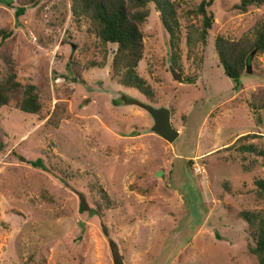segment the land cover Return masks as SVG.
I'll return each mask as SVG.
<instances>
[{
    "label": "rangeland",
    "instance_id": "1",
    "mask_svg": "<svg viewBox=\"0 0 264 264\" xmlns=\"http://www.w3.org/2000/svg\"><path fill=\"white\" fill-rule=\"evenodd\" d=\"M3 1L0 29L12 34L0 40V71L12 67L19 82L33 83L41 108L0 109V264H258L238 213L262 206L251 190L264 167L227 147L248 133L256 134L248 142L264 146V55L236 87L213 41L244 35L264 7L240 13L232 8L238 0H215L206 43L188 51L186 24L197 19L185 12L201 0H177V68L148 5L136 69L150 98L118 82L115 44L104 61L70 0ZM161 111L177 131L172 141L155 132ZM37 158L44 168L29 164ZM98 187L110 204L93 215Z\"/></svg>",
    "mask_w": 264,
    "mask_h": 264
},
{
    "label": "trees",
    "instance_id": "2",
    "mask_svg": "<svg viewBox=\"0 0 264 264\" xmlns=\"http://www.w3.org/2000/svg\"><path fill=\"white\" fill-rule=\"evenodd\" d=\"M3 0H0V2ZM215 0H201L185 16L194 17L196 22H188L184 32V40L188 51H192L198 44H205L209 31L214 24V14L211 6ZM11 6V1H3ZM158 13L160 23L167 33L170 47L171 64L177 65L179 44L182 32L179 21V6L177 0H70V11L76 20H84L87 32L93 34L102 47V59L106 60L107 46L115 44L112 54L111 67L119 78L118 82L125 87L135 88L139 92L152 98V91L144 78L137 73V65L143 54V32L141 26L146 21L150 9ZM264 7V0H238L232 8L240 13H245L249 8ZM26 5L16 8V16L25 13ZM12 34L11 30L0 29V40L4 41ZM214 51L223 74L233 79L238 85V80L246 71L258 54L264 55V16L260 18L244 35L232 39L225 35H216L213 41ZM254 52V53H253ZM98 63L103 66L105 63ZM33 83H21L12 67L0 71V109L13 103L14 107L28 114H36L41 108L39 95ZM125 101H133L124 98ZM256 134H244L238 137L227 150L234 149L243 156L250 155L264 167V146H258L248 140ZM33 167L44 168L40 158L28 161ZM242 167L247 170L245 166ZM228 187L227 184H224ZM93 188V187H92ZM101 200L96 202L95 208H90L93 215H100L102 208L109 206L110 199L107 192L98 187ZM255 201L262 206L254 210H242L238 213L240 219L247 223L246 252L253 255L258 264H264V177H255L251 190ZM79 211L83 212L80 204ZM113 245V244H112ZM113 257L118 261L121 256Z\"/></svg>",
    "mask_w": 264,
    "mask_h": 264
},
{
    "label": "water",
    "instance_id": "3",
    "mask_svg": "<svg viewBox=\"0 0 264 264\" xmlns=\"http://www.w3.org/2000/svg\"><path fill=\"white\" fill-rule=\"evenodd\" d=\"M250 71L251 66L248 64L246 66V72L250 73ZM171 74L172 78L182 80L181 76L176 71L172 70ZM155 124V132H157L162 138L172 141L176 137L177 131L171 127L167 111L157 112L155 115Z\"/></svg>",
    "mask_w": 264,
    "mask_h": 264
}]
</instances>
